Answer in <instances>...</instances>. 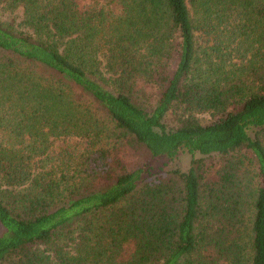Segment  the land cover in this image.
<instances>
[{"label": "trees", "instance_id": "16d2710c", "mask_svg": "<svg viewBox=\"0 0 264 264\" xmlns=\"http://www.w3.org/2000/svg\"><path fill=\"white\" fill-rule=\"evenodd\" d=\"M93 2L0 0V264H264V0Z\"/></svg>", "mask_w": 264, "mask_h": 264}, {"label": "rangeland", "instance_id": "374dc122", "mask_svg": "<svg viewBox=\"0 0 264 264\" xmlns=\"http://www.w3.org/2000/svg\"><path fill=\"white\" fill-rule=\"evenodd\" d=\"M80 1L83 4L84 3L90 4L92 2V0H91V2L89 0H80ZM98 1L100 2V4H96L97 2H93V5L99 6L100 8L104 7L110 15H111V13H114L115 16L119 15L120 8H119V6H117V4H111L109 2L110 0H98ZM196 25H197V23H196ZM196 36L198 38V42L200 43V45L204 46L206 44L205 40L207 39V37L204 35V33H202L201 31H197ZM235 61L237 62V59H235ZM179 116H181V112H179L178 114L170 115L167 118L166 123L172 127L176 126L178 123L177 120H178ZM197 117L201 121V123H203V124H206L212 120L209 114H198ZM108 126H110V125L108 124ZM52 140L55 142L53 145V148L57 147L58 152L63 151V149L67 146V143L63 140V138L52 139ZM74 144L75 143H71V144H69V146H72ZM76 146L78 147L79 145H76ZM76 146H73V147H76ZM122 156H124L123 161L126 164L130 165L131 167L133 165L139 164L143 161V159L141 158V155L139 153H135V152L124 151ZM51 163H54V161H51ZM206 163H207V166L209 169H219L221 167V164H222L221 162H216L213 160H207ZM189 165H190L189 157H183V159H182L183 169L189 168ZM247 165H248V162H247ZM250 169L253 171L255 170L253 168V166H250Z\"/></svg>", "mask_w": 264, "mask_h": 264}]
</instances>
